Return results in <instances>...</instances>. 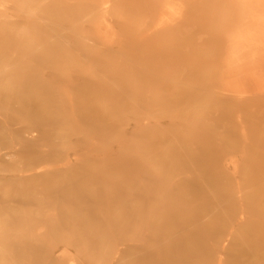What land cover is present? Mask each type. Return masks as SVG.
Here are the masks:
<instances>
[{"label":"bare ground","instance_id":"1","mask_svg":"<svg viewBox=\"0 0 264 264\" xmlns=\"http://www.w3.org/2000/svg\"><path fill=\"white\" fill-rule=\"evenodd\" d=\"M176 1L175 5L165 3V9L156 13L158 25L170 16L175 18V43L155 52V58L147 63L150 66H118V78L137 82L128 84L124 93L113 94L110 101L113 108L135 94L139 96V107L152 109L151 120L145 117L144 123L132 126V131L144 137L142 157L116 162L107 179L103 170L88 172L85 179L97 184L90 194H74L87 183L77 177L74 169L69 171L72 174L65 186H43L45 175L54 177L61 169L41 170L45 156L36 155L31 144L39 136L38 131L58 124L60 117L38 116L41 103L53 105V99H41L38 90L27 91L25 81L16 82L12 87L0 88V104L16 96L21 98L14 111L24 110V117H35L36 123L15 140L19 146L0 154L1 164L8 163V167L17 158L22 163L11 178L0 177V181H34L50 198L62 199L65 204L74 198L76 208L88 210L83 218L86 221H109V229L118 231V249L110 242L97 243L109 240L110 235L81 236L94 240L86 253L87 258H96L98 263L94 264H264V111H250L246 105L257 100L261 90L245 96L233 86L237 81L232 78L233 73L239 75L259 67L261 59L257 61L255 54L264 53V0ZM3 6L0 3V9ZM101 28L113 30L106 19ZM15 69L11 64L0 67V82L5 81L3 75ZM148 70L151 73L145 72ZM217 84H222L221 88ZM99 103L90 102L79 120L97 118ZM108 115L103 114L105 122ZM236 115L240 120L234 123ZM230 126L235 135L240 132V136H247L232 154L228 151L234 138L223 136ZM248 136L253 141L250 145ZM237 164L245 166L243 174L250 186L247 191H232L228 186L236 178ZM4 170L13 171L10 167ZM22 189L36 191L38 186ZM243 203L248 210H259L261 221L257 233L246 237L234 234L233 241L227 228L234 225L241 229L248 220L255 221L238 215L229 227L225 225L223 219L232 210L242 208ZM191 206L196 211L186 215ZM208 231L210 236L202 235ZM68 254L63 249L58 257Z\"/></svg>","mask_w":264,"mask_h":264},{"label":"rangeland","instance_id":"2","mask_svg":"<svg viewBox=\"0 0 264 264\" xmlns=\"http://www.w3.org/2000/svg\"><path fill=\"white\" fill-rule=\"evenodd\" d=\"M176 2L0 0V3H4L3 10L0 9V67L11 64L13 68H18L2 76L5 81L0 82V88L25 81L23 84L27 91L38 90L41 99H53V105L41 103L36 114L60 117L58 124L38 131L39 136L31 144L36 155L45 156L40 165L41 170L49 172L61 169L54 177L45 175L41 180L43 186H65L72 174L69 171L74 169L77 170V177L87 182L74 194H90L97 184L85 179L88 172L103 170V176L107 179L116 162H132L142 157L140 148L144 137L132 131V126L134 123H144L145 117L151 120L152 109L139 107V96L135 94L125 97L123 104L118 103L113 108L110 101L113 94L124 93L123 89L128 84L137 82L118 78V66L149 65L147 63L155 58V52L175 43V18L170 16L169 20L158 25L156 13L165 9V3L175 5ZM104 19L108 20L113 30L101 28ZM96 27L99 31L95 30ZM261 54L264 55L259 52L255 54L257 61L261 59L259 67L256 65L239 75L233 73L232 77L237 81L233 86L243 91L245 96L261 90L257 100L246 103L250 111L258 108L264 111V71L261 68L264 69V57L261 58ZM145 72L151 73L150 70ZM212 85L215 83L208 86ZM221 85L217 84L218 88ZM79 96H85L86 99L80 100ZM20 99L16 96L0 104V154L19 146L15 140L26 128L36 123L35 117H24V110L14 111ZM95 101L100 102V115L93 121H80L79 118L87 113L90 102ZM107 113L109 118L105 122L103 114ZM167 115L164 114L165 120H168ZM5 116L14 119L8 120ZM238 120L236 115L232 122ZM114 122L116 125L112 126ZM230 127L223 136H233L234 142L228 151L232 154L237 144L247 136H240V132L235 135L233 127ZM252 142L248 136V145ZM243 145L246 146V143ZM21 164L19 158L12 161L9 167L13 171L10 172L4 170L9 169L8 163L1 164L0 161V177L11 178L14 169L21 167ZM244 169L245 166L237 164L236 178L228 185L232 191L250 189L243 174ZM116 175L118 179V171ZM24 186H38V189L22 191ZM75 203L74 198L67 204L62 199L50 198L45 188L39 187L34 181H0V264H58L60 261L69 264L67 259L73 260L75 264L98 263L96 258L89 259L86 256L89 244L94 240L81 237L93 234L110 235L109 240L100 239L97 243L110 242L118 249V231L109 229L110 222L86 221L83 218L88 210L76 208ZM192 209L191 206L186 210V215L196 211ZM238 215L255 221L248 220L241 229L234 225L227 228L226 232L231 231L233 241L234 234L246 237L257 233L261 221L259 210H248L245 203L242 208L232 210L228 217L222 219L229 227ZM202 235L207 237L211 232ZM63 249L68 250V257H58Z\"/></svg>","mask_w":264,"mask_h":264}]
</instances>
